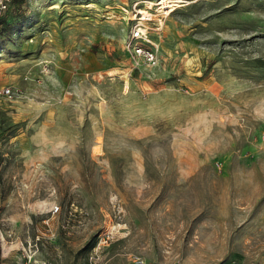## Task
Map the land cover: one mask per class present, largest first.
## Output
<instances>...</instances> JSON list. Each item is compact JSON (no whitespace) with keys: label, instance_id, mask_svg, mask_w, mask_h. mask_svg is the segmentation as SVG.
<instances>
[{"label":"rangeland","instance_id":"1","mask_svg":"<svg viewBox=\"0 0 264 264\" xmlns=\"http://www.w3.org/2000/svg\"><path fill=\"white\" fill-rule=\"evenodd\" d=\"M13 1L0 264L261 263L264 0Z\"/></svg>","mask_w":264,"mask_h":264},{"label":"built area","instance_id":"2","mask_svg":"<svg viewBox=\"0 0 264 264\" xmlns=\"http://www.w3.org/2000/svg\"><path fill=\"white\" fill-rule=\"evenodd\" d=\"M12 2L14 1L0 0V19L9 10ZM141 23H136L133 26L128 42L129 47L132 48L134 55L137 56L138 59L141 58L143 61L149 64H156L158 61L157 52L153 47H148L141 41L142 39L147 40L146 29L143 28ZM0 93L9 96L11 95V88L4 87L2 90H0ZM26 264L30 263L28 262ZM259 264H264V260Z\"/></svg>","mask_w":264,"mask_h":264},{"label":"bare ground","instance_id":"3","mask_svg":"<svg viewBox=\"0 0 264 264\" xmlns=\"http://www.w3.org/2000/svg\"><path fill=\"white\" fill-rule=\"evenodd\" d=\"M180 0H162L159 2V4H162L163 7H166L165 13L170 14L172 10L174 9L173 5L178 4L177 2ZM164 8L162 9V11Z\"/></svg>","mask_w":264,"mask_h":264},{"label":"trees","instance_id":"4","mask_svg":"<svg viewBox=\"0 0 264 264\" xmlns=\"http://www.w3.org/2000/svg\"><path fill=\"white\" fill-rule=\"evenodd\" d=\"M6 13H7V12H6ZM6 13L3 15V17L6 15ZM3 17H1V19H3ZM1 19H0V20H1ZM0 255H1V254H0Z\"/></svg>","mask_w":264,"mask_h":264}]
</instances>
